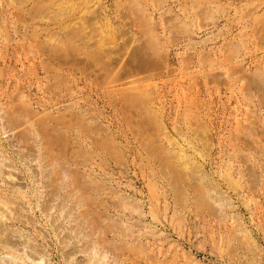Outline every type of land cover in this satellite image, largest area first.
Wrapping results in <instances>:
<instances>
[{
    "label": "rangeland",
    "instance_id": "obj_1",
    "mask_svg": "<svg viewBox=\"0 0 264 264\" xmlns=\"http://www.w3.org/2000/svg\"><path fill=\"white\" fill-rule=\"evenodd\" d=\"M0 264H264V0H0Z\"/></svg>",
    "mask_w": 264,
    "mask_h": 264
},
{
    "label": "bare ground",
    "instance_id": "obj_2",
    "mask_svg": "<svg viewBox=\"0 0 264 264\" xmlns=\"http://www.w3.org/2000/svg\"><path fill=\"white\" fill-rule=\"evenodd\" d=\"M0 263H2V262H0ZM6 264V263H5Z\"/></svg>",
    "mask_w": 264,
    "mask_h": 264
}]
</instances>
